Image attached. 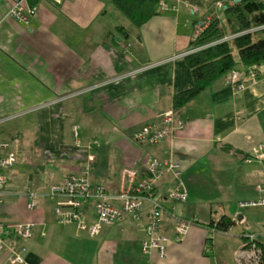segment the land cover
Segmentation results:
<instances>
[{
    "label": "crops",
    "instance_id": "obj_1",
    "mask_svg": "<svg viewBox=\"0 0 264 264\" xmlns=\"http://www.w3.org/2000/svg\"><path fill=\"white\" fill-rule=\"evenodd\" d=\"M23 1L38 8L27 28L8 17L13 1L0 0V124L34 112L42 156H36L34 188L32 176L22 180L25 169L11 170L0 220L32 223L33 229L27 240H6L0 264H10V249H24L26 264H233L234 251L248 235L264 241V207L237 205L264 198L258 189L264 186V160L253 152L264 147V62L257 66L254 86L236 92L226 74L176 112L184 128L171 139L155 146L132 139L136 130L172 110L175 94L192 86L184 56L191 52L195 26L232 0H158L157 14L139 28L111 0ZM233 55L243 75L246 68L236 51ZM74 126L84 146L94 145L93 181L111 196L126 171L135 172L137 180L150 178L146 165L152 157H172L180 164L185 202L164 199L172 188L169 175L155 186L163 206L157 235L166 247L164 258L140 250L148 203L139 221L125 216L103 225L95 237L76 225L56 223L45 187L81 167L85 152L72 146ZM26 188L38 194L33 211L26 209ZM221 217L234 223L229 230L208 228ZM85 219L93 221L91 207ZM179 220L196 225L176 242Z\"/></svg>",
    "mask_w": 264,
    "mask_h": 264
},
{
    "label": "built area",
    "instance_id": "obj_2",
    "mask_svg": "<svg viewBox=\"0 0 264 264\" xmlns=\"http://www.w3.org/2000/svg\"><path fill=\"white\" fill-rule=\"evenodd\" d=\"M13 4L8 12V17L21 23L26 28L31 19L36 15L37 6H26L23 0H12ZM164 7L161 5V9ZM223 4H218L212 11L210 17L195 26V37H198L210 24L214 17L219 16ZM233 37H225L228 41ZM129 45L122 50V55H127ZM194 51H191L192 53ZM166 60L165 62H167ZM150 66H147V68ZM259 81L258 67L246 68L243 75L236 69L227 73V84L236 92H241L249 86H254ZM184 124L177 119L172 110L161 115L159 121L148 124L136 130L132 139L140 145L155 146L160 142L171 139L174 131H180ZM175 131V132H176ZM74 146L81 148L77 140V133L73 128ZM90 147H86V164L78 171L70 173L63 182L50 184L45 187L46 196L53 203V213L58 225H76L86 230L90 237L99 234L103 225H114L119 223L125 216L133 221H139L144 212V204L148 203L149 211L147 223L145 224V238L141 241L140 250L144 255L156 252L160 258H164L166 247L158 237L160 219L163 213V206L155 199V186L165 175L172 180V188L163 196L165 200L182 203L187 198V192L182 180L180 164L172 157L167 160H160L152 157L146 165L150 178L137 180L133 171L124 172V182L116 195H109L105 186L94 184L89 181V174L93 163V156L89 153ZM264 147L259 145L253 150L255 158L264 160ZM16 163V156L8 151V146L0 143V205L3 204V196L6 195L8 175ZM259 191H264L260 186ZM26 198V209H36V198L38 194L31 188L24 192ZM115 204H118L116 206ZM239 209L264 207V198L239 202ZM91 207L93 221L87 223L86 209ZM175 210V208H173ZM196 225V220H179L175 227V241L180 242L188 233L191 226ZM32 223H4L0 220V250L5 247V242L11 238L29 239L32 234ZM264 241L255 235H248L247 242L233 253V264H263ZM24 249H10V264H26L21 253Z\"/></svg>",
    "mask_w": 264,
    "mask_h": 264
},
{
    "label": "trees",
    "instance_id": "obj_3",
    "mask_svg": "<svg viewBox=\"0 0 264 264\" xmlns=\"http://www.w3.org/2000/svg\"><path fill=\"white\" fill-rule=\"evenodd\" d=\"M33 1L29 0L30 5L34 4ZM111 3L136 28L141 27L157 14L158 0H111ZM224 7L218 18L214 17L209 26L191 42L190 50L194 52L184 56L193 84L189 89L172 97L174 114L183 109L216 80L236 69L237 63L233 52H237L239 61L244 68L257 67L264 62V3L255 0H240L239 3ZM117 31H123V28H117ZM229 36L233 38L228 41L223 40ZM73 128H75L77 140L81 145V148L77 149H83L85 152L80 169L86 164L87 152L85 148L89 146L91 148L89 153L93 156L89 181L103 185L92 179V174L95 171L94 145L84 146L79 137V127L74 126L71 128L74 148L76 147L74 146ZM233 224L231 220L221 217L215 223L209 224L208 228L214 227L216 231L226 232ZM262 251L264 255V247H262Z\"/></svg>",
    "mask_w": 264,
    "mask_h": 264
},
{
    "label": "rangeland",
    "instance_id": "obj_4",
    "mask_svg": "<svg viewBox=\"0 0 264 264\" xmlns=\"http://www.w3.org/2000/svg\"><path fill=\"white\" fill-rule=\"evenodd\" d=\"M35 135L36 114L34 112L24 113L0 124V143L7 145L8 151L16 156L17 163L14 167L25 169L22 180L32 176L33 188L36 186V156H42L36 148ZM8 179L10 181L11 171Z\"/></svg>",
    "mask_w": 264,
    "mask_h": 264
},
{
    "label": "water",
    "instance_id": "obj_5",
    "mask_svg": "<svg viewBox=\"0 0 264 264\" xmlns=\"http://www.w3.org/2000/svg\"><path fill=\"white\" fill-rule=\"evenodd\" d=\"M233 1V3H239L240 2V0H232Z\"/></svg>",
    "mask_w": 264,
    "mask_h": 264
}]
</instances>
